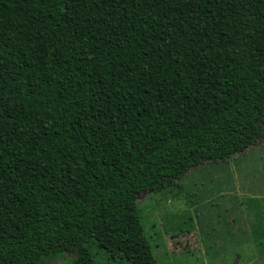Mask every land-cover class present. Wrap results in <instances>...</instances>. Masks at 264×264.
<instances>
[{
    "label": "trees",
    "instance_id": "16d2710c",
    "mask_svg": "<svg viewBox=\"0 0 264 264\" xmlns=\"http://www.w3.org/2000/svg\"><path fill=\"white\" fill-rule=\"evenodd\" d=\"M263 135L264 0H0V264H158L138 195Z\"/></svg>",
    "mask_w": 264,
    "mask_h": 264
},
{
    "label": "rangeland",
    "instance_id": "374dc122",
    "mask_svg": "<svg viewBox=\"0 0 264 264\" xmlns=\"http://www.w3.org/2000/svg\"><path fill=\"white\" fill-rule=\"evenodd\" d=\"M261 192L264 135L228 161L199 164L160 193H140V211L157 245L158 264H264V242L240 248L232 241L237 234L232 221L242 202L253 206V196ZM75 257L67 251L64 258L47 256L36 264H69Z\"/></svg>",
    "mask_w": 264,
    "mask_h": 264
},
{
    "label": "crops",
    "instance_id": "0c3cea01",
    "mask_svg": "<svg viewBox=\"0 0 264 264\" xmlns=\"http://www.w3.org/2000/svg\"><path fill=\"white\" fill-rule=\"evenodd\" d=\"M253 197L259 199V201L253 204V207L249 206L248 208L244 207V202H242L243 208L232 221V224L237 225V234L232 238L236 247L243 248L244 246H249L250 248H256L260 245V242L258 243L256 240V236L251 235V233H254L252 229L254 222H257V226H260L255 231L264 232V192L256 194ZM259 238L264 239V235H261ZM239 256L241 254H237V257Z\"/></svg>",
    "mask_w": 264,
    "mask_h": 264
}]
</instances>
